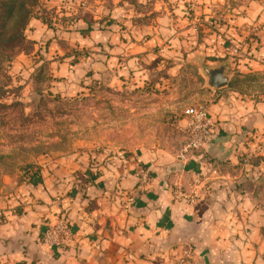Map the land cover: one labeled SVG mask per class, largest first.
Masks as SVG:
<instances>
[{
  "label": "rangeland",
  "instance_id": "rangeland-1",
  "mask_svg": "<svg viewBox=\"0 0 264 264\" xmlns=\"http://www.w3.org/2000/svg\"><path fill=\"white\" fill-rule=\"evenodd\" d=\"M177 2L180 13L163 28L158 19L167 13L160 12L169 8L174 17ZM126 4L132 12L123 11ZM238 6L249 3L0 0V187L28 184L33 176L35 181L41 165L63 157H76L90 172L115 158L132 157L134 163L148 153L170 167L196 154L185 152L188 109L207 110L223 90L248 101L264 98V70L243 74L238 68L252 52L245 43L264 24V14L249 20L246 36L238 40L234 23L248 22ZM117 7L123 10L112 16ZM217 36L225 43L224 54L206 56L208 44L220 41ZM220 64L228 67L229 83L208 88L201 66ZM243 146L236 165L239 191L252 198L264 226V132ZM136 167L142 192L153 177L141 161ZM140 170L148 173L145 185ZM198 182L196 188L203 184ZM185 190H176L175 199L197 200V189ZM186 249L195 264L192 246L185 245L180 256Z\"/></svg>",
  "mask_w": 264,
  "mask_h": 264
},
{
  "label": "crops",
  "instance_id": "crops-1",
  "mask_svg": "<svg viewBox=\"0 0 264 264\" xmlns=\"http://www.w3.org/2000/svg\"><path fill=\"white\" fill-rule=\"evenodd\" d=\"M247 3L249 7L237 10L248 22H230L241 34L238 40L264 14L263 4ZM126 6L111 15L133 11ZM175 6L174 17L169 8L160 12L167 13L158 19L163 28V22L176 20L180 13V2ZM224 44L212 40L206 56H222ZM245 45L252 52L242 56L238 68L243 74L261 73L264 24ZM207 114L213 126L202 149L170 167L145 153L134 163L132 157L115 158L88 172L72 156L41 165L36 180L28 184L2 185L0 264H175L185 245L194 249L195 264H264L262 219L252 198L239 191L241 173L236 168L247 139L264 132V98L248 101L223 90ZM140 161L153 177L142 192L135 174ZM200 180L203 184L196 188L194 181ZM182 188L197 189V200L175 199V191ZM59 213L73 236L64 247L45 246L41 236Z\"/></svg>",
  "mask_w": 264,
  "mask_h": 264
},
{
  "label": "built area",
  "instance_id": "built-area-1",
  "mask_svg": "<svg viewBox=\"0 0 264 264\" xmlns=\"http://www.w3.org/2000/svg\"><path fill=\"white\" fill-rule=\"evenodd\" d=\"M187 130L189 131V142L185 148V152L199 150L208 138L213 123L208 117L207 110L202 106L192 107L187 111ZM140 184L145 185L149 181L147 172L138 171ZM70 227L63 220L62 214L55 217L54 223L47 227L41 236V242L45 246L52 248L64 247L72 238ZM191 250L186 249L184 253L176 261V264H194Z\"/></svg>",
  "mask_w": 264,
  "mask_h": 264
},
{
  "label": "water",
  "instance_id": "water-1",
  "mask_svg": "<svg viewBox=\"0 0 264 264\" xmlns=\"http://www.w3.org/2000/svg\"><path fill=\"white\" fill-rule=\"evenodd\" d=\"M201 72L206 79V86L208 88L220 89L229 83V77L227 75L229 71L226 64H220L214 67L201 66Z\"/></svg>",
  "mask_w": 264,
  "mask_h": 264
},
{
  "label": "trees",
  "instance_id": "trees-1",
  "mask_svg": "<svg viewBox=\"0 0 264 264\" xmlns=\"http://www.w3.org/2000/svg\"><path fill=\"white\" fill-rule=\"evenodd\" d=\"M24 29H22V31H23ZM21 38H23V35H21ZM32 178H34V176L32 177Z\"/></svg>",
  "mask_w": 264,
  "mask_h": 264
}]
</instances>
